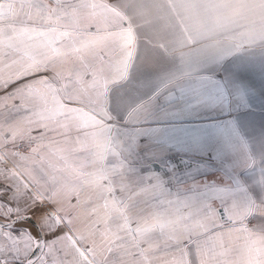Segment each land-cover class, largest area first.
<instances>
[{"label": "snow or ice", "instance_id": "1", "mask_svg": "<svg viewBox=\"0 0 264 264\" xmlns=\"http://www.w3.org/2000/svg\"><path fill=\"white\" fill-rule=\"evenodd\" d=\"M0 264H264V0H0Z\"/></svg>", "mask_w": 264, "mask_h": 264}, {"label": "crops", "instance_id": "2", "mask_svg": "<svg viewBox=\"0 0 264 264\" xmlns=\"http://www.w3.org/2000/svg\"><path fill=\"white\" fill-rule=\"evenodd\" d=\"M109 2H111V0H109ZM256 79H257V82H258L259 81V77H257ZM255 115H256L257 119H259V116H260V109H259V107H257L255 109ZM155 168H156L157 171H159V165H155ZM33 219H35V217H33Z\"/></svg>", "mask_w": 264, "mask_h": 264}]
</instances>
